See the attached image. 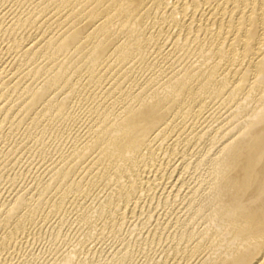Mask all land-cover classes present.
<instances>
[{"label": "bare ground", "instance_id": "obj_1", "mask_svg": "<svg viewBox=\"0 0 264 264\" xmlns=\"http://www.w3.org/2000/svg\"><path fill=\"white\" fill-rule=\"evenodd\" d=\"M147 59L163 64L160 79L140 81ZM79 89L85 96H75ZM86 96L95 106L85 138L53 161L51 177L29 179L0 205V255L44 217L55 185L64 203L89 177L104 176L124 200L141 203L161 184L187 194L190 224L177 229L180 254L167 264H264V0H0L7 154L30 142L34 123L51 126L49 116L66 112L79 118ZM170 130L177 137L160 144ZM194 165L196 183L183 176ZM131 204L104 201L103 219L129 217Z\"/></svg>", "mask_w": 264, "mask_h": 264}, {"label": "rangeland", "instance_id": "obj_2", "mask_svg": "<svg viewBox=\"0 0 264 264\" xmlns=\"http://www.w3.org/2000/svg\"><path fill=\"white\" fill-rule=\"evenodd\" d=\"M147 61L145 60L144 64L140 68V81H146L152 77L159 78L162 75L161 68L163 64L161 62L156 59H147ZM199 63L202 64L201 61H199ZM212 71L213 68L209 66L207 67V69L205 68L204 73L208 74ZM159 73H161V75L156 76L159 75ZM83 91L84 90L79 89L75 96H78V93L85 96V91ZM92 101L93 100L89 98V96H86V98L84 97L83 109H80V116H82H79V118H75L72 114H69L70 112H66L62 117H57L60 119H57L56 115L54 114H52V116L54 115L53 118H51L52 116H49V125L51 126H47V124L45 125V127L42 126L38 128L39 125L41 126V124L34 123V127H31V130L29 129V131H27L28 134L26 133L27 135H30L28 137L30 138V142L28 143V139L27 143H25L24 145L27 144L28 146L26 145L23 147L22 144L21 148L17 149L18 151L15 152L16 154H7L2 144H0V205L6 202L7 199L11 198L13 194L19 190L20 184L28 183L29 179V182H31L32 180H35L36 182L39 181L41 177H51V174L56 170L55 166H53V161H55L57 157L64 156L69 151L77 147L80 144L79 141H82L87 135V126L90 125L91 121H93V119L91 120V117H89L90 112L94 111L95 106L93 105L94 102ZM89 109L91 110L88 112ZM217 116L218 115H212V119H209L208 124L214 123V126L216 127L217 123H220L221 121V119H218L219 116L217 118L218 120L215 119V117ZM206 123L207 121H201L202 127L208 125ZM81 125H83L85 129H83L84 127ZM46 126L50 127V130H53L50 131ZM215 127H213V131L215 130ZM42 130L44 131L42 132ZM48 130L50 131V133L48 132ZM189 131L190 127H187V133H189ZM44 132L47 133L45 134ZM172 132V130L166 131L161 139H158V142L164 145L171 144L172 140L177 137V135ZM42 135H44V137ZM49 135L51 136L49 137ZM33 136H35L34 139H32ZM165 136L166 139H163L165 138ZM48 137L49 140L47 139ZM195 137L196 142L197 140H200L199 132L195 134ZM14 138H16V136H14L13 139ZM209 140L210 135L208 137H205V139L202 140L201 143L205 141L208 142ZM32 143H34V146L32 145ZM31 145L32 149L30 147ZM27 147H30V153ZM196 147L193 148L194 150H196L195 156L197 159H200L203 156V150L202 148L199 149L201 145L198 146V149H196ZM199 152L200 154H198ZM3 153L4 155H7L4 156ZM209 154L210 157H212H209L208 159L214 160V158L216 157V155L214 154L216 153L213 152ZM209 154H207V157L209 156ZM172 155H168L167 159L171 158ZM1 157L7 158L2 159ZM195 166L196 165H194L193 168H190L187 171L188 173H183V176L186 175V180L192 181V178H196V176L198 178H194L193 182H195V180H197L196 182H198V179L200 180V175L198 174V172H195L197 170ZM192 170L194 171L192 172ZM17 175L19 176L17 177ZM32 175L34 176V178ZM13 177H17L18 179L16 178V180ZM37 177H40V179ZM99 177H97L98 180L95 178L96 181L93 180V177H89L86 184L81 185V187L77 188L76 190L70 191L67 196L68 200L66 199V202L64 203V194H60V190L55 185L52 191L55 197L52 203L50 202L51 205L43 204L44 207L42 206L44 217H40L42 215L38 214L36 220L39 219V221H34V223L31 224L27 233H25L26 236H22L20 241H18L15 246H8L2 250L3 252L1 251L0 264H167L171 258H177L180 253L175 248L173 250L174 244H172V242L176 243L178 240L177 229L182 225H185L184 228H188V225L190 224L189 220H186L189 208V199L188 196L186 197L187 194L182 193L181 195H179L177 192H175V189V191L172 190V187H163V184H161L153 188L150 193L146 191L142 192L140 195V199L142 201L140 203L139 200H137V202L140 203H138L139 206H137L138 204H136V199L133 198L135 200V203H133V199H127V197L124 200V198H120L121 195L119 193L117 194L113 192V194L110 192L112 186L115 184L114 180V183H109V181L104 180L106 179L104 178V176ZM89 180L92 182H90ZM58 181L59 180L57 179L56 182ZM165 181H167V179H165ZM8 194L10 196H8ZM111 196L112 198L117 200L118 204H122L125 208L129 206L127 205L129 202H131L134 206H132V204L130 206L132 211L129 208L130 211H128L129 213H127L126 215V217L129 215V217L122 220L114 219L109 224V222H106L104 220L105 218L103 217L107 214V211H105L104 214V211H102L100 205H103L104 201L106 200H112ZM57 199H59L60 204L55 203V201H58ZM135 207L138 208L134 209ZM219 223L217 222L216 224L219 225ZM164 226L166 229L164 228ZM153 235L155 236V238H153ZM175 239L177 240L175 241ZM172 250L176 253V255H174V252ZM160 261L163 262L161 263Z\"/></svg>", "mask_w": 264, "mask_h": 264}]
</instances>
